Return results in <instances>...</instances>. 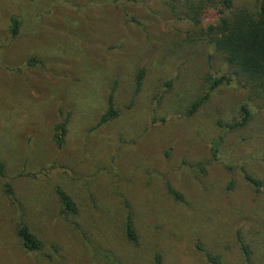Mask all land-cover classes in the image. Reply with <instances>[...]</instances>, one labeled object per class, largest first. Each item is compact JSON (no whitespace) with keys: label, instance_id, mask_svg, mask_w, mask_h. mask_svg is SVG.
I'll list each match as a JSON object with an SVG mask.
<instances>
[{"label":"rangeland","instance_id":"1","mask_svg":"<svg viewBox=\"0 0 264 264\" xmlns=\"http://www.w3.org/2000/svg\"><path fill=\"white\" fill-rule=\"evenodd\" d=\"M199 1L0 0V264H211L196 245L245 264L238 236L249 264H264V95L201 33L220 0L195 15ZM219 76L230 81L210 90ZM111 92L119 115L99 126ZM242 106L249 120L231 128ZM2 181L43 252L21 248ZM56 187L77 217L60 214ZM125 202L136 244L124 237Z\"/></svg>","mask_w":264,"mask_h":264},{"label":"trees","instance_id":"2","mask_svg":"<svg viewBox=\"0 0 264 264\" xmlns=\"http://www.w3.org/2000/svg\"><path fill=\"white\" fill-rule=\"evenodd\" d=\"M209 1V0H207ZM207 1L200 0L197 5H192L194 14L199 15L200 12L207 8ZM218 9V20L207 26L201 33L206 37L214 49L220 51L226 58L228 64L233 66L241 73L251 87L264 95V0H260L259 6L250 11L245 8L233 9L231 0H220L216 5ZM194 23H198L192 18ZM20 22L16 17L10 19V34L16 37L19 33ZM29 65L37 63L32 58L28 61ZM144 78V70L139 69L135 77V93H138L142 87ZM226 76L215 77L210 81V90L217 88L219 85L229 82ZM209 93H206L198 100L194 101L187 114L190 116L208 99ZM119 115V110L114 106L113 93L108 96L107 109L101 115L98 125H105L115 120ZM241 121L235 123L231 128H239L246 125L250 114L245 106L241 107ZM56 135V143L62 146L66 126L62 125ZM4 167L0 164V176L4 177ZM246 180L256 189L260 188V183L246 176ZM2 193L7 202L16 209V219L13 223V229L16 239L19 241L21 248L26 253H41L47 247L46 243L41 241L35 233L31 231L25 220V214L22 206L13 190V186L8 181H2ZM169 194L179 202L183 201L182 196L168 188ZM55 195L58 201V208L61 215L67 218H75L79 215V209L71 196L60 187L55 188ZM127 207V215L124 219L123 233L125 239L132 244L137 242V234L134 227L133 215L131 207L125 202ZM3 233V232H1ZM5 238V237H4ZM237 241L242 250L245 264H249L251 252L249 246L238 236ZM53 249L54 246H51ZM196 248L205 253L206 260L211 264H220L219 258L206 253L201 245ZM52 260L50 255H46ZM160 258H155V264H160Z\"/></svg>","mask_w":264,"mask_h":264}]
</instances>
